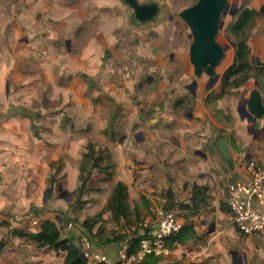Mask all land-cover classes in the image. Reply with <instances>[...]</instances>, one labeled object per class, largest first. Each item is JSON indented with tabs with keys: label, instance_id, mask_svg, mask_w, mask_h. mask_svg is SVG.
Here are the masks:
<instances>
[{
	"label": "crops",
	"instance_id": "crops-1",
	"mask_svg": "<svg viewBox=\"0 0 264 264\" xmlns=\"http://www.w3.org/2000/svg\"><path fill=\"white\" fill-rule=\"evenodd\" d=\"M101 71L99 76L105 74ZM250 78L236 87L243 90L235 108L230 110L226 103L218 105V112L207 107L213 97L200 93L171 95L157 110L146 109L137 100L134 104L121 79L113 78L108 88L109 101L115 98L111 105L120 110L116 128L113 131L106 125L112 107L104 99L92 116L87 115L94 121V136L89 129L78 133L87 143L92 139L98 147L110 150L113 174L106 177L94 169L80 204L74 194L80 185L82 154H67L66 158L62 150L60 155L55 153L52 147H44L38 127L33 131V115H9L0 127V264H63L71 246L81 249L80 237L86 233L82 221L93 216L98 221L88 235L95 249L117 260L121 243L154 234L160 208L174 210L183 219V241L167 239L165 253L155 256L156 261L148 256L141 264H236L238 257H245L248 264H264V238L241 233L232 223L225 200L226 184L248 177V159L264 167V117L252 122L240 110L242 98L256 87L254 78V86L248 88ZM204 84L211 88L207 81ZM259 90L264 97L261 86ZM65 131L68 136L69 130ZM219 135L228 136L231 162L216 146ZM59 157L61 167L51 168ZM56 171L71 195L65 199L59 194L54 203V197L46 201L44 195ZM12 181L13 188H3V183ZM119 181L127 186L129 210L126 216L115 217L109 200ZM9 212L17 218L13 220ZM27 213L37 222L26 220ZM44 219L54 220L61 230L62 243L57 249L13 233L38 232Z\"/></svg>",
	"mask_w": 264,
	"mask_h": 264
},
{
	"label": "rangeland",
	"instance_id": "rangeland-1",
	"mask_svg": "<svg viewBox=\"0 0 264 264\" xmlns=\"http://www.w3.org/2000/svg\"><path fill=\"white\" fill-rule=\"evenodd\" d=\"M111 1L113 5L109 0H0L1 128L9 115H33V131L38 127L36 130L45 142L44 147H52L59 155L62 150L66 158L67 154L74 157L78 153L83 158L84 153H89L87 144L83 143L87 140L78 133L89 129L94 136V121L87 116L89 113L92 116L97 106L105 103L112 107L105 121L108 128L114 131L119 123L120 110L111 105L115 101L114 92L111 96L114 99L109 101L108 84L113 78L122 80L121 85L133 102L137 100L154 111L171 95H192L188 86L194 80L198 82L194 94L213 97V102L212 98L208 101V108L214 107L218 112V105L226 103L230 110L235 108L243 87L234 86V76L220 86L234 51L224 38L225 31L218 37L226 55L216 69L221 76L217 86L206 88L204 81L208 82V75L203 73L197 77L194 73L189 51L193 40L189 37L191 28L178 17L182 7L193 0H157L164 5L163 14L156 22L144 25L131 21L129 6L118 0ZM229 1L240 10L243 7L260 9L264 5V0ZM170 14L175 15L173 20L169 19ZM232 20L233 17L227 15L225 27ZM244 35L250 47V59L257 64L256 59L262 61L264 54V16L258 17ZM229 37L237 40L235 34ZM99 70L105 74L99 76ZM245 74L236 78L242 80ZM252 74L259 76V80H255L264 91V70L255 69ZM254 78H250L248 88L254 86ZM100 90L104 93L99 94ZM104 99L106 102L102 103ZM114 133L117 136L118 133ZM90 140L97 149L98 141ZM61 163L62 157H59L50 167H61ZM13 187V181L3 183L5 189ZM48 188L51 191L46 201L54 197L55 203L59 194L62 198L71 195L57 171L53 180H49L46 190ZM74 196L76 198L77 194ZM8 214L13 215V220L17 218L16 213ZM31 216L28 214L25 218L33 223ZM235 263L248 264L245 257H238Z\"/></svg>",
	"mask_w": 264,
	"mask_h": 264
},
{
	"label": "trees",
	"instance_id": "trees-1",
	"mask_svg": "<svg viewBox=\"0 0 264 264\" xmlns=\"http://www.w3.org/2000/svg\"><path fill=\"white\" fill-rule=\"evenodd\" d=\"M264 16V5L260 9L243 7L238 19L229 25V31L231 34L237 36L235 40V55L232 63L226 69L222 76L223 86L234 76V86H240L244 84L250 77H255L259 80L258 75H253L252 72L255 69L264 70V65L254 64L250 59V47L244 35L247 28L255 22L258 17ZM246 72L242 80L236 78L239 74ZM86 149L89 153H84L80 165V185L77 189L76 203L80 204L81 197L87 189L88 181L90 180L93 170L97 169L99 172L104 173L106 177H111L114 170V162L111 158V154L106 148H97L94 143L89 141L86 145ZM53 180V176L51 178ZM128 190L125 183L122 181L117 182L112 195L109 200V207L112 209L115 217L126 216L129 210L128 204ZM98 218L96 216L88 217L82 221V226L87 234L92 233V229ZM13 233L19 237H25L27 239L37 242L40 246H47L49 248L57 249L62 243L61 230L57 223L51 219H44L40 225L38 232L14 230ZM182 233L170 236L168 239L182 242ZM141 237H137L131 244V251H134L140 241ZM1 249V248H0ZM152 256V255H149ZM158 258L153 256V261ZM63 264H87V261L81 255V249L78 246H71L67 255L65 256ZM98 264H105L103 262Z\"/></svg>",
	"mask_w": 264,
	"mask_h": 264
},
{
	"label": "built area",
	"instance_id": "built-area-1",
	"mask_svg": "<svg viewBox=\"0 0 264 264\" xmlns=\"http://www.w3.org/2000/svg\"><path fill=\"white\" fill-rule=\"evenodd\" d=\"M246 168V179H234L226 184V205L232 223L241 233L264 238V167L251 158L246 161ZM156 223L154 234L141 238L134 251L131 240L121 243L117 260L96 250L93 240L84 233L80 237L82 256L95 264L142 263L149 255L160 256L168 249L167 239L180 233L184 221L174 210L160 208L156 211Z\"/></svg>",
	"mask_w": 264,
	"mask_h": 264
},
{
	"label": "water",
	"instance_id": "water-1",
	"mask_svg": "<svg viewBox=\"0 0 264 264\" xmlns=\"http://www.w3.org/2000/svg\"><path fill=\"white\" fill-rule=\"evenodd\" d=\"M122 3L132 9L131 21L135 25H144L156 22L159 18V5L156 1L139 2L138 0H121ZM230 5L228 0H199L195 5L187 7L180 12L181 17L190 26L193 32V42L190 46V62L194 66L195 75L201 76L206 73L213 85L220 78L216 71L219 64L226 55L225 49L217 42L216 36L223 22L220 20L222 13ZM224 9V11H223ZM238 10L236 5H231L230 13L234 15ZM234 45V42H231ZM259 61V59H257ZM264 64V54L262 56ZM198 82L194 80L188 88L195 93ZM249 96L242 98L241 115L247 117L249 121L257 122L264 117V97L259 90V82L255 81ZM143 118V116H141ZM229 139L227 135H219L216 146L219 152L227 161H232V154L229 149ZM61 189V188H60ZM51 189L45 192V200ZM141 264V263H125Z\"/></svg>",
	"mask_w": 264,
	"mask_h": 264
},
{
	"label": "flooded vegetation",
	"instance_id": "flooded-vegetation-1",
	"mask_svg": "<svg viewBox=\"0 0 264 264\" xmlns=\"http://www.w3.org/2000/svg\"><path fill=\"white\" fill-rule=\"evenodd\" d=\"M118 1L121 2V0H118ZM138 1H139V0H138ZM151 1H156V2L158 3V5H159V10H160L159 13H160V15L163 14V11H164V5H163V3H161V2H159V1H157V0H147L146 2H151ZM198 1H199V0H193L191 3H189V4H187V5H184V7H182V10L185 9V8H187V7H190V6L195 5ZM228 1H229V0H228ZM139 2H140V1H139ZM144 2H145V1H144ZM121 3H122V2H121ZM229 3H230V1H229ZM122 4H124V3H122ZM124 5H125V4H124ZM231 5H236V4H231V3H230V5H228V7H227V9H226V13H222L220 20L223 22V24H222V27L219 29V31H218V33H217V36H216V40H217V42H218L223 48H224V45H223L222 42L218 39V37L221 35V33H222V34L224 33L223 31L226 32V35L224 36V38L226 39L227 43L231 44V42H234V45L231 44V46L235 47V41L231 40L230 37H229V35L231 34L230 31H229V25H230L231 23L235 22V21L238 19L239 15H240V13H241V10L239 9V6L236 5V6L238 7V10H237V12H236L234 15H232V14L230 13ZM125 6H127V5H125ZM127 7H128V6H127ZM182 10H181V11H182ZM181 11L178 12V17H179V18H182L181 15H180V12H181ZM223 11H224V9H223ZM227 15H231V18L233 17V20H232L231 22H228L227 25H226V27H225V17H226ZM131 17H132V12H130V14H129V18H130V19H131ZM174 18H175V15H174V14H170V15H169V19H170V20H173ZM182 19H183V18H182ZM183 20H184V19H183ZM184 21H185V20H184ZM189 37H190V38H193V32H192V30H191V33L189 34ZM192 42H193V40H192ZM192 42H191V44H192ZM191 44H190V46H191ZM224 49H225V48H224ZM225 51H226V50H225ZM256 61H257V64H259V66L264 65V64H262V61H258L257 59H256ZM220 77H221V76H220ZM219 79H220V78H219ZM219 79H218V80H219ZM211 83H212V82H211V80H210V77L208 76L207 87H211V86H212ZM259 84H260V83H259ZM240 110H241V113H242V111H244V108L242 107V103H241Z\"/></svg>",
	"mask_w": 264,
	"mask_h": 264
}]
</instances>
